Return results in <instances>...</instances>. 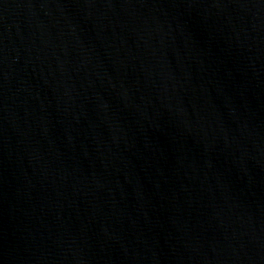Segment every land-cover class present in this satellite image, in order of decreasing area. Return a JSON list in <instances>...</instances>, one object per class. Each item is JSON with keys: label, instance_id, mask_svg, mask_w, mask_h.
Returning <instances> with one entry per match:
<instances>
[{"label": "water", "instance_id": "1", "mask_svg": "<svg viewBox=\"0 0 264 264\" xmlns=\"http://www.w3.org/2000/svg\"><path fill=\"white\" fill-rule=\"evenodd\" d=\"M0 264H264V0H0Z\"/></svg>", "mask_w": 264, "mask_h": 264}]
</instances>
